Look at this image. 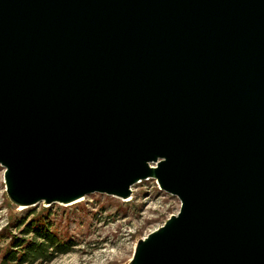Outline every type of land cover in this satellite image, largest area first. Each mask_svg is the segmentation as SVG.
Returning <instances> with one entry per match:
<instances>
[{"label":"water","instance_id":"obj_1","mask_svg":"<svg viewBox=\"0 0 264 264\" xmlns=\"http://www.w3.org/2000/svg\"><path fill=\"white\" fill-rule=\"evenodd\" d=\"M0 166L22 208L155 180L127 264H264V0H0Z\"/></svg>","mask_w":264,"mask_h":264},{"label":"rangeland","instance_id":"obj_2","mask_svg":"<svg viewBox=\"0 0 264 264\" xmlns=\"http://www.w3.org/2000/svg\"><path fill=\"white\" fill-rule=\"evenodd\" d=\"M3 172L0 166L2 236L12 233L17 239L31 241L33 235L22 236L21 230L31 219L39 218L57 241L69 244L68 252L54 254L50 261L36 260L32 264H127L136 242L176 215L180 208L176 197L160 191L156 181L149 180L132 186L131 197L126 202L92 194L70 206L40 203L20 209L6 197ZM10 245V238H0V264H21L16 258L8 257L14 250ZM47 252L53 253L50 249Z\"/></svg>","mask_w":264,"mask_h":264},{"label":"trees","instance_id":"obj_3","mask_svg":"<svg viewBox=\"0 0 264 264\" xmlns=\"http://www.w3.org/2000/svg\"><path fill=\"white\" fill-rule=\"evenodd\" d=\"M45 211L48 212V209ZM21 223H19V225ZM44 226V221L39 218H33L29 223L25 224L20 234L22 236L32 234L33 239L28 242L17 239L14 235H11L12 233L7 237L2 236L0 233V238H10L11 245L9 247L14 248L12 253H8V257H11V260H15L16 258L18 260L17 263L32 264L36 260L50 261L54 254L68 252L70 250L69 244L57 241L56 237L47 228L45 229ZM7 230L8 229H5L3 231ZM49 249L53 251V253H48L47 250ZM18 253H20V255H17Z\"/></svg>","mask_w":264,"mask_h":264},{"label":"bare ground","instance_id":"obj_4","mask_svg":"<svg viewBox=\"0 0 264 264\" xmlns=\"http://www.w3.org/2000/svg\"><path fill=\"white\" fill-rule=\"evenodd\" d=\"M80 201H82V200H80ZM80 201H79V202H80ZM20 209H23V208H22V207H20Z\"/></svg>","mask_w":264,"mask_h":264},{"label":"built area","instance_id":"obj_5","mask_svg":"<svg viewBox=\"0 0 264 264\" xmlns=\"http://www.w3.org/2000/svg\"><path fill=\"white\" fill-rule=\"evenodd\" d=\"M47 206V205H46Z\"/></svg>","mask_w":264,"mask_h":264}]
</instances>
